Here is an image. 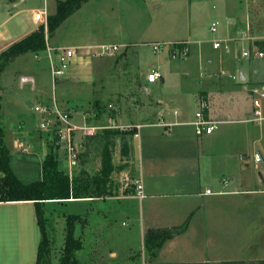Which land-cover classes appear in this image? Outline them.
<instances>
[{
	"label": "rangeland",
	"instance_id": "rangeland-1",
	"mask_svg": "<svg viewBox=\"0 0 264 264\" xmlns=\"http://www.w3.org/2000/svg\"><path fill=\"white\" fill-rule=\"evenodd\" d=\"M100 2L101 6L96 5L100 10L99 17L98 14L93 16L88 12L86 13V10L81 12L83 16L80 18L82 22L92 20L90 29L93 27V29L99 30L96 39L101 43H121L123 42L121 35L124 36L127 33L131 35L132 42L140 39L144 42L134 48L119 49L115 54L118 59L116 66L113 65L114 61H111L114 60V55L113 57L105 55L96 58L95 60H100L98 67H101L97 68L99 73H97L93 85L86 83L82 86L74 85L72 88H67L57 82L52 88L51 72L45 68L44 60H38L33 53L21 55L2 71L0 76V115L8 130L7 140L13 150L10 166L21 182L32 181L41 175L42 167H40L41 160L39 159L42 151L41 148L35 152L28 148L21 150V148L12 146L13 140L19 137H17L18 125L21 126L23 133L21 141L25 145L29 142L34 147H40V138L38 137L40 124L46 123L48 118L52 120L51 113L36 111L34 110L35 106L50 103L55 95L56 100L62 98L64 102L69 101L65 104L76 109L74 111L64 104L59 105L61 109L66 108V111L74 116L71 119L72 123L78 124L80 127L83 125L89 126L92 123L95 127L102 126L95 130L91 129V133H84L81 144L86 150L80 148L79 153H77V162L73 167V171H79L84 154L86 156L90 154L91 158L87 161L89 162L90 171L92 169L94 175L96 169L101 168L100 155L103 130L110 128L109 117L113 118L120 110L122 117L118 121L122 125H119V128L116 129L131 130L134 128L136 130L135 125H129L128 123L146 122L147 117L143 116L144 110L139 107L140 103H149L151 100H155L161 92L160 89H155V86L159 85L157 81L159 78L154 80V82L157 81L154 88L151 84L154 82L149 79L156 59L161 55L166 59L168 56L170 57L169 49L176 42H184L190 52V46L193 45L189 46L185 41H178V38H186L190 43L198 42L194 39H204L203 42H198V45L204 49V53L207 54L209 59H212L211 65L206 64L205 61L199 64L192 60L185 62L189 52L186 55L167 59L169 65H175L177 69L170 68L173 74L170 76L169 81L165 82L163 88L165 90L166 87H169L173 92L178 90L185 92L188 110L193 113L197 106L191 87L195 85L194 76L197 72H202V69L207 71V68L210 71L212 70L214 74L218 70L221 71L216 60L222 57L225 58L224 56L227 54H231L233 58L232 53H235L236 56L235 66L248 69L244 63L247 56H243L245 50L241 51V48L249 47L253 38L258 39L264 36V0H159L152 1V3L144 0H103ZM214 3L217 5L216 9L212 8ZM48 10H50V5ZM28 19L30 21L29 15ZM97 21H99V28L95 27ZM216 21L218 22L216 23L217 30L212 31L210 26ZM56 33V35L53 34L49 38L48 43L53 46L66 45L68 41L65 38L68 39V33L63 29ZM216 34L218 36L228 35V38H230L227 42L229 50L224 51L221 48L213 47L212 37L218 38L215 36ZM160 38L167 41L174 39V41L172 43L164 41V50H153V43L158 40L161 41ZM102 60H105L103 65ZM214 64L217 65L216 68ZM262 66H264V62ZM185 72L190 73V76L184 75ZM22 73H33L36 76L37 82L34 88L31 87L29 82L21 85L20 74ZM141 73L142 75H140ZM143 79H146L150 88L149 95H146L140 88ZM246 94L247 92L241 88L240 95H235L238 98L237 101L232 102L228 114H224L222 117L231 119L234 116L236 117L237 114H242L244 110L250 112L252 108L250 101L239 98H246ZM97 100L100 103L95 105ZM217 121L218 125L214 130H219L220 126L221 129L215 131V134H219V137L227 143L229 149L227 153L230 154L232 150L242 147V142L248 144L245 149L248 153H252L254 149L260 147V143L254 139H257L259 132L257 123H262V119L251 120V124L243 122L242 118L234 119L232 123L230 120ZM115 126L117 127V124ZM84 130L86 129L79 128L71 133V136L73 135L70 139L71 146H77ZM42 131L47 134L46 130ZM247 131L250 141H247ZM213 132L206 135L213 134ZM129 136H132V133L127 134V136L117 134L114 137L115 145L112 147V155L115 170L111 179L114 184L113 191L115 192L112 191L111 195L114 193L117 195V192H119V188H117L119 181L122 187L126 188L125 190H134L130 181L136 166L128 157H122L120 151L121 141ZM63 151L66 154V149ZM24 155L29 157H23ZM28 158H32L34 161L30 162ZM252 159L254 163L245 158L242 162L239 159L241 164L234 169L233 174L220 173L217 178H214L216 185L208 188L210 192H206L207 188L204 189V193L211 197L205 206L206 208L203 209V204H198L196 211L191 212L186 219V216H181L179 211L177 215L171 214L173 218L169 216V219H172L173 222L180 223L174 230L178 229V232L183 233H180L182 234L179 237L180 239L177 237V242L175 241L171 247L166 244L168 250L165 246L161 247L158 262L165 260L168 262L165 264H264V163L263 161L260 163L261 160L255 162L254 158ZM111 200L114 201L115 199ZM184 200L186 199L176 197L168 200L165 206L176 207L179 210L182 206L188 204ZM27 208V206H24V210H27ZM20 209L19 206L13 207L10 224L14 227L16 226L13 223L17 222ZM115 211L116 209L112 211V214L109 212L107 214L109 221H111L110 232L106 230L107 223L104 219H94V221L99 220L100 222L98 221L97 225L104 227L107 232L105 236V234L102 235L104 230H101V227L96 230L97 233L102 235V238L97 242H104V244L101 243L103 249L99 251L98 245H93L92 248L95 251L97 250L96 257H93L94 261L92 259H88V261L79 259V264H103L105 260L101 259L100 253L104 250V257H109L108 251L116 252L117 255L112 260H118L121 263L155 264L156 260L154 258L156 255L153 257L144 248V238L147 231L142 234L138 222L139 218L135 216L131 218L123 212L117 215ZM112 215L113 217H111ZM167 217L166 212H163L161 220ZM94 221L93 223H95ZM23 225L28 252L31 230H29L26 216ZM64 227L63 217L53 216L51 233L54 236L50 253L53 264H58V257L64 244L63 239L66 231ZM168 229L172 231V228ZM33 230L37 240L31 257L35 259L40 232L37 225ZM173 231L171 238H174ZM110 235H112V238L107 239ZM117 235L120 237H117ZM87 242L88 240L84 241L85 247L88 248L92 242H88V244ZM104 263L108 264L106 261Z\"/></svg>",
	"mask_w": 264,
	"mask_h": 264
},
{
	"label": "crops",
	"instance_id": "crops-1",
	"mask_svg": "<svg viewBox=\"0 0 264 264\" xmlns=\"http://www.w3.org/2000/svg\"><path fill=\"white\" fill-rule=\"evenodd\" d=\"M36 1L37 3H35ZM100 1L103 0H88L87 2L83 3L81 7L78 8L71 16H69L54 32V35H56V32L60 29L65 30V32L68 33V39L65 38L68 43L60 47L74 48L79 52V54L76 61L70 64L67 70L68 72L65 76L58 78L55 83H53L51 77L52 88L54 87V85H56L57 82L58 84L61 83L62 86H66L67 88H72L74 85L82 86L86 83H91L93 85L94 79L97 76V73H99V70L97 68L101 67H98V65H100V60L97 61L95 59L103 57L94 56L93 52L96 50L98 45L109 43H101L98 39H96L99 30H95V28L93 29V27H91L90 29L92 20L82 22L80 18L83 16L81 12L86 10V13L88 12L93 16L95 14H98L99 17L100 10L98 7L101 6ZM144 1L152 3V1L156 2L159 0ZM56 4L57 0H0V51L38 28V25L41 23H36L33 20V12L38 11L39 9H45L46 14H51L55 11ZM49 5L50 10H48ZM212 8L216 9L217 5L214 3L212 5ZM28 15L30 21L28 19ZM98 22L99 21H97V24L95 25V27L97 26V28L100 27ZM215 36L221 39L222 44L228 45L227 42L230 40V38H228V35L218 36V34H216ZM49 38L51 37H48L47 42L49 41ZM121 38L123 42H115L111 44H116L118 46L115 54L119 51V49L125 50L128 48H134L135 46H138V44H142L144 42V40L141 39L132 42L131 40L133 39L131 38V35L127 33L124 36L121 35ZM178 39V41L187 42L189 46L191 44L193 45L190 46V52L189 54H187V59L185 60V62L188 60H192L196 64H199L205 61L206 64L208 63V65H211L212 59H209L207 54L204 53V49L201 48L200 45H198V42L201 43L204 39H194V41L198 42L191 43L186 38ZM212 39H215V37L213 36ZM259 40L264 39L261 38ZM162 41L172 43L174 39L172 41L162 39L160 42ZM251 43L254 44V42ZM50 46L53 45L50 44ZM248 48V46H245L241 48V51L247 50ZM41 52L42 51H40L39 53ZM39 53L33 54L37 58V54ZM23 54H20V56ZM115 54L106 55L108 57H113L114 55V60H111L112 62L114 61V66H116L118 61ZM232 54L233 58L231 57V54H227L226 56H224L225 58L222 57L216 60L218 68H220L221 71L218 70V72L214 74L212 70L210 71V69L208 70L207 68V71L205 69H202V72H197V74L194 76L195 85H193V87L191 88L194 94L193 98L196 102L197 107H195L193 113L189 112L188 110V103L186 102L185 92L183 93L179 90L173 92L169 87H166L165 90L163 88L166 84L165 82H168L170 76H172L173 74V72L170 71V68L177 69L175 68V65H169V61L167 59L170 57L167 55L168 58L166 59L163 57V55H161L156 59L153 68L158 69V72L160 73L159 79L157 80L159 82V85L155 86V82L157 81L151 84L153 85V88L155 86V89H160V95H158L155 100H151V102L149 103H140L139 107L144 110L143 116L147 117L145 119L147 120L146 122H136L135 124L128 123L129 125L139 124V127L134 130V134L126 138L129 146L128 158L136 166L134 175L132 176V180L130 181V183L134 187V190H125L126 188L122 187V184L119 181V185L117 187L119 188V192H117V195L116 193H114L112 195H101L100 197L89 196L80 199H69L67 201L68 206H66V209L68 211L72 213H78L80 215H85L86 220L84 222L85 226L82 232V240L83 242L85 240H88V242H92L88 248L85 247L84 243L83 249L77 252L78 260L80 259L81 261H88V259H92V261H94L93 257H96L95 254L97 250L95 251L94 248H92L93 245H98L99 251L103 249L101 243L104 244V242L97 241L102 238L101 236L103 234H105L106 236L107 232L104 230V227H102L101 225L98 226L97 222L100 220V218L104 219V221L107 223L106 230L110 232L111 221H109L107 217L108 212L112 214V211L116 209L115 213H117V215H119L120 212H123L126 216L129 215L131 218L133 216L139 218L138 222L140 223L142 234H145V232L151 228H172L173 231L175 227H177V225H179L180 223L173 222L172 219H169V216L173 218L171 214L177 215L180 212L181 216H186V219L188 216H190L189 214L191 212L196 211L198 204H203V209L206 208L205 206L207 205L208 201H210L211 197L210 195L204 193V189H208L209 187H214V185H216V182H214V178H217L218 174H233L234 169L239 166V164H241L244 158L246 160H249V162L250 160L251 162H253L252 158L253 153L255 152L261 153L262 161L264 163V121L262 123H257L259 132L257 139H254L256 142L260 143L259 148L254 149L252 153H248L245 150L248 144L246 145L245 142H242V147L236 150H232V153L230 154L227 153L229 152L227 143H225L219 137V134H215L221 129V126L219 130H214L213 134L200 135L196 133L195 125L192 124L193 120L195 119L196 112L200 110L199 105L202 101H205L208 106L204 113L210 120H230V122L232 123L234 119L242 118L244 120L243 122L250 123L246 121L249 120L252 116L254 107L252 105V98L257 96L256 94L254 95L253 90L264 89V66H262L264 57L249 59H245L243 57L246 61H244V63L248 68L244 69L242 67L239 68L235 66L236 56L235 53ZM20 56H18L17 58H19ZM40 59L44 60L45 68L48 69L47 60L45 59L43 52ZM104 61L105 60L101 61L102 65ZM214 67L216 68L217 65L214 64ZM183 74L190 76V73L188 72H185ZM140 75H142V73ZM20 79L21 85H23L25 82H29L32 88L35 87L37 82L36 76L33 73H22L20 74ZM140 88L143 92L146 93V95L150 94V88L147 85L146 79H143L141 81ZM241 88H243L247 92V94L246 98H239L247 99L248 101H250L252 105L250 112L244 110V113L242 112V114H237L236 117L234 116L231 119L222 117V115L228 114V109L231 106L232 102L234 103L237 101L238 98L236 96L240 95ZM258 98L260 99L261 104H263L262 109L264 111V98ZM54 101L58 106L61 104L66 105L69 102H64L62 98L56 100L54 95L52 101L46 104H52ZM66 107H69L74 111L76 110L73 109L72 106L66 105ZM119 111L113 118L109 117L108 122L112 120L113 123L122 125L121 122L118 121V119L121 120L122 117ZM73 117L74 116L72 115L71 119ZM75 125L80 126L78 124ZM92 126L95 125L93 123L89 125V127ZM18 129L19 131L17 132V137H19L13 140L12 146L21 148V150H26L28 148L29 150H34L35 152H37L38 149L41 148L42 153L39 160L42 161L44 155L49 149L47 148L50 141L49 134H46L42 130L38 129V131L40 132L38 137L40 138L41 146L34 147L32 143L27 142V144L25 145L24 142L21 141L23 133L21 131L20 125H18ZM4 130L5 143L7 144L8 148L11 149V146L7 140L8 130L6 128V125H4ZM88 130L89 129H86L81 133V136L77 142L76 147L78 153L80 151V148H82V150H86L81 143L83 141L84 133H91V131ZM247 136V141H250L248 131ZM60 147L61 148L59 152L62 153L60 157V167L62 166L65 171L69 172L72 175H78L81 170H84L86 176L89 177H93L99 171L100 168L96 169V173L94 175L92 169L90 171L89 162L87 161V159L91 158L90 154L88 156L84 154L80 162V170H77L76 172L73 171V167H68V160L66 158L65 152L63 151L64 147ZM11 152L13 154L12 149ZM23 157L29 156L24 155ZM28 159L30 160V162L34 161L32 158ZM239 159L241 160V162H239ZM262 161L260 163H262ZM41 177L42 171L41 175H39V177L35 178L34 180H40ZM134 182L142 184V192L144 194L142 198L137 197V189ZM176 197H182L186 199L184 201H187L188 204L182 206V208L179 210L176 207L165 206V203L168 200ZM111 199L115 200L112 201ZM14 206H19L21 208L19 212L20 215L17 218V222L13 223V225H15L16 227L10 224ZM24 206L28 207L27 210H24ZM163 212H166L168 217L164 220H161ZM25 216L30 228L29 230H31L29 240L30 249L28 250V252L26 250L27 244L25 241L26 236L24 233L25 228L23 225ZM111 217H113V215ZM95 218H98L99 220L94 221ZM107 219L109 223L107 222ZM93 221L96 224L93 223ZM35 225H37L35 219V206L33 205L32 201L23 200L0 202V264H35L36 257L35 259H32L31 257L33 247L35 246V242L37 240V238H35L36 234L34 236V230L32 231ZM100 227L101 230H104L103 233L101 232L102 235H100L96 231ZM177 230L173 231L174 238L167 239L166 243L162 245V248L164 246L166 247V244H169V246L171 247V245H173L175 241L177 242V237L178 239H180L179 237L180 235H182L180 233L183 232H178ZM117 237L120 236L117 235ZM111 238L112 235L107 237V239ZM166 249L168 250V247H166ZM160 250L161 248H159V250L157 251L158 253H156V257L154 256V260H156L155 264L168 263L165 260H163V262L157 261L158 255H160ZM104 251L100 253L101 259L105 260L108 264L124 263H121L118 260H112V258L117 255L116 252L108 251L109 257H104ZM104 262L103 264H106ZM124 264H126V262Z\"/></svg>",
	"mask_w": 264,
	"mask_h": 264
},
{
	"label": "trees",
	"instance_id": "trees-1",
	"mask_svg": "<svg viewBox=\"0 0 264 264\" xmlns=\"http://www.w3.org/2000/svg\"><path fill=\"white\" fill-rule=\"evenodd\" d=\"M88 0H57L56 9L48 14L46 33L44 24L30 34L20 38L0 51V76L3 69L20 54L26 52L39 53L46 46V34L51 37L57 28L71 16L81 5ZM254 44L264 50V40L255 39ZM182 42L178 44L181 46ZM1 98V95H0ZM99 100L95 101L97 105ZM71 116V115H70ZM133 129L103 130L101 157L99 171L93 176H86L81 170L78 175H72L60 167L59 140L55 137L54 142L49 141L48 151L41 161L42 177L40 180L21 182L10 166L12 157L11 149L5 143L4 120L0 115V202L4 201H32L35 206V219L40 232L35 264H53L50 255L52 250L51 233L53 216L63 217L65 234L63 246L58 257V264H79L77 252L84 247L82 232L85 226V215L72 213L66 209L69 199L84 197H100L111 195L114 184L111 176L115 170L113 163L112 147L115 145L114 137L117 134H133ZM110 136V138H108ZM121 154L129 155L127 139L121 141ZM172 231L168 228L148 229L144 238V248L154 257L165 240L170 239Z\"/></svg>",
	"mask_w": 264,
	"mask_h": 264
},
{
	"label": "built area",
	"instance_id": "built-area-1",
	"mask_svg": "<svg viewBox=\"0 0 264 264\" xmlns=\"http://www.w3.org/2000/svg\"><path fill=\"white\" fill-rule=\"evenodd\" d=\"M47 16L45 9H39L38 11L33 12V20L36 23H42L45 26V33H46V22H47ZM216 22H213L210 26V29L212 31H216ZM245 37V36H244ZM248 38V37H247ZM48 34H46V46L42 50L44 53L45 59L47 60V67L48 70L51 72V77L53 80V83L58 80V78H61L67 74V70L71 63L76 61L79 52L70 47H54L50 46V44L47 42ZM251 39V38H250ZM257 38H253V41ZM258 39H261L260 37ZM262 39H264L262 37ZM251 41V42H253ZM181 42H176L173 44L170 50V58L178 57L181 55H186L189 52V49L187 46L182 42L181 46H178ZM212 45L214 48L217 49H224L229 50L227 44H222V41L220 38L213 39ZM223 45V46H222ZM153 50H164L165 43L156 41L152 45ZM118 46L111 45V44H100L97 46L96 50L93 52L94 56H105V55H112L115 54L117 51ZM42 52L37 54V58L40 59L42 56ZM91 52V53H92ZM243 56H247V59L249 58H258V57H264V51L261 50L259 47H256L254 44L251 43L249 45V48L243 52ZM160 76V73L158 72V69L153 68L150 72L149 79L150 81L157 80ZM254 95L257 96L252 98V105L255 106V108L252 111V116L248 122H251V120H263L264 121V112L262 109V105L260 102V98H264V89H254L253 90ZM200 110L196 112L195 119L193 120V123L195 125V130L197 134H208L213 132L214 129L217 128V120H210L204 111L208 108L205 101L200 102ZM34 110L51 113L52 114V120L50 118L46 119V123L40 124L39 129L46 130L47 134H49L50 141L54 142V139L56 136H58L59 140L56 141V144L61 145L66 149V158L68 160V167H74V165L77 162V148L70 145V139L72 138L71 133L79 128L83 129H89V130H95L98 129V127L102 126H77L71 122V113L69 111H66L65 109H61L60 106L57 105V103L54 101L52 104H43L40 106H35ZM119 125L117 127L115 124L110 121V128L116 129L119 128ZM135 127H139V124H136ZM133 129V128H132ZM255 162L256 161H262V156L260 152H255L253 156ZM137 189V197L142 198L144 196L142 192V184L138 182H134ZM206 192H210L209 189L206 190Z\"/></svg>",
	"mask_w": 264,
	"mask_h": 264
}]
</instances>
